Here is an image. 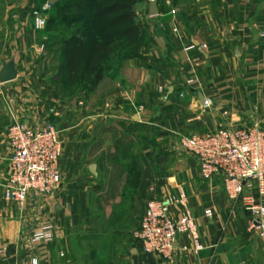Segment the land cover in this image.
<instances>
[{"label":"crops","instance_id":"1","mask_svg":"<svg viewBox=\"0 0 264 264\" xmlns=\"http://www.w3.org/2000/svg\"><path fill=\"white\" fill-rule=\"evenodd\" d=\"M0 3V75L9 65L17 72L15 81L0 83V264H170L144 254L133 236L113 242L105 258L78 256L92 231L89 197L100 192L112 201L122 185H135L127 215L137 229L149 201L185 193L201 249L184 236L180 245L190 253L178 264H264V231L252 228L221 177L202 180L198 161L181 145L222 128L264 131V0H217L201 18L159 6L151 17L149 7L137 56L111 67L94 91L78 86L77 108L56 94L52 100L44 63L50 31H35V1ZM48 120L66 131L64 185L30 197L20 210L4 199L6 132L16 121L40 128ZM123 156L127 164L118 163ZM247 193L256 195V184ZM48 226L54 241L34 243Z\"/></svg>","mask_w":264,"mask_h":264},{"label":"built area","instance_id":"2","mask_svg":"<svg viewBox=\"0 0 264 264\" xmlns=\"http://www.w3.org/2000/svg\"><path fill=\"white\" fill-rule=\"evenodd\" d=\"M48 10L49 6L45 5L42 11L32 12L35 31L46 30L48 18L43 13ZM6 142L10 151L8 175L3 185L7 203L23 210L30 197H47L62 188L63 141L54 124L45 122L40 128H33L16 121L7 129ZM181 145L198 161L202 180L211 182L221 177L230 200L244 207L254 230L262 231L264 131L257 127L222 128L212 134L183 138ZM253 184H256V195L247 193ZM206 216L211 217L212 213L208 211ZM184 236L191 237L196 251L201 249L189 200L182 190L172 192L168 198L149 201L140 226L133 233L144 254L170 264H178L190 253L187 246L180 245ZM54 239V228L48 226L35 235L33 242L52 243ZM32 264L39 261L34 259Z\"/></svg>","mask_w":264,"mask_h":264},{"label":"rangeland","instance_id":"3","mask_svg":"<svg viewBox=\"0 0 264 264\" xmlns=\"http://www.w3.org/2000/svg\"><path fill=\"white\" fill-rule=\"evenodd\" d=\"M34 1L35 8L32 12L42 11L45 5H48L49 10L43 14L46 18H48V20H54L53 26L49 29L50 33L46 39L48 44L45 46L44 51V53H47V55L49 56L48 61L42 60L41 58L39 59L40 62L45 61L44 63L51 67L49 83L51 87L50 93L52 96V100L53 102L55 101L53 97L56 94V97H58V99L61 98L68 101V103L66 104L68 108H71L74 104L77 108L78 85L76 87H71L69 85L70 76L67 73L66 64L63 61L61 50L65 43L78 35V29H82L85 36L87 34L92 35L94 33V29L92 28V26H96L95 16L107 6V2H105V0H55V3H52V0ZM150 1L153 0H142L136 6L135 12L137 15V23L141 24L140 22L148 17ZM154 1L157 2L160 10L164 13L182 12V14H186V12H192L196 17L201 18L203 13L208 12V9H210L217 0ZM78 4L83 7L88 4L90 6L85 8L83 12L79 13L77 10ZM0 7H2L1 3ZM3 10L1 11L0 9L1 16L3 14ZM131 52H129L128 49L122 48L119 55L112 62L111 67L119 65L120 61L129 56L132 57L134 53L131 54ZM80 87L85 88L84 86ZM58 103L61 104L60 101H58L57 104ZM6 105L9 107V104ZM64 105L65 104L63 103V106ZM47 122L54 124L60 130L62 134V141H64L63 135L64 133L66 134V131L63 127H61V125H59L60 123L58 124L49 120ZM75 122H71V125H78V121ZM117 161L118 163L127 164V160L124 159V156L122 157V159H119L118 157ZM74 176L76 177L77 175ZM98 188V191H101L102 187L99 186ZM121 188L123 189L121 190ZM120 190V194L112 201H107L104 199L102 200V198L100 197V192L96 194L93 192V194L89 197L92 231L82 238L78 256H90L92 254H96V252H98L100 256L104 258L110 256V254H112L111 244L113 242H121L126 238H131L133 236V233L137 230V224L135 223L136 220H134V218H130L127 215L128 203L130 201V198L133 197V194L135 193V185H130L127 187H123L122 185L120 187ZM117 250L118 248L112 249V251H114L113 253H115Z\"/></svg>","mask_w":264,"mask_h":264},{"label":"trees","instance_id":"4","mask_svg":"<svg viewBox=\"0 0 264 264\" xmlns=\"http://www.w3.org/2000/svg\"><path fill=\"white\" fill-rule=\"evenodd\" d=\"M141 1L105 0L107 6L95 16L94 33L85 36L83 30L78 29V35L65 43L61 52L71 87L84 86L94 91L122 48L133 51L132 57L137 56L143 28L137 23L135 8ZM89 6L78 4L77 10L80 13ZM53 24L54 20H48L46 30Z\"/></svg>","mask_w":264,"mask_h":264},{"label":"water","instance_id":"5","mask_svg":"<svg viewBox=\"0 0 264 264\" xmlns=\"http://www.w3.org/2000/svg\"><path fill=\"white\" fill-rule=\"evenodd\" d=\"M55 3V0H52ZM159 14L158 5L156 1H150V16L155 17ZM17 79V72L14 66L9 65L5 68L4 72L0 75V83L7 84ZM264 231V226H263Z\"/></svg>","mask_w":264,"mask_h":264}]
</instances>
